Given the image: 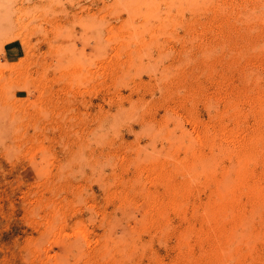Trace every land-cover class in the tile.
<instances>
[{"label": "rangeland", "instance_id": "374dc122", "mask_svg": "<svg viewBox=\"0 0 264 264\" xmlns=\"http://www.w3.org/2000/svg\"><path fill=\"white\" fill-rule=\"evenodd\" d=\"M0 264H264V0H0Z\"/></svg>", "mask_w": 264, "mask_h": 264}]
</instances>
